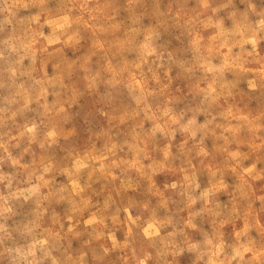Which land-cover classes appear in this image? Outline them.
<instances>
[{
  "label": "clouds",
  "instance_id": "obj_1",
  "mask_svg": "<svg viewBox=\"0 0 264 264\" xmlns=\"http://www.w3.org/2000/svg\"><path fill=\"white\" fill-rule=\"evenodd\" d=\"M0 264H264V0H0Z\"/></svg>",
  "mask_w": 264,
  "mask_h": 264
}]
</instances>
